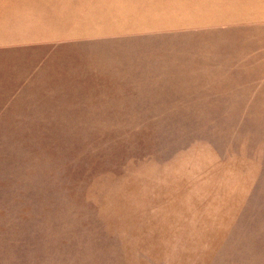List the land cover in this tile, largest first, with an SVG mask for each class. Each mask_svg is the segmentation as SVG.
<instances>
[{
  "label": "rangeland",
  "instance_id": "obj_1",
  "mask_svg": "<svg viewBox=\"0 0 264 264\" xmlns=\"http://www.w3.org/2000/svg\"><path fill=\"white\" fill-rule=\"evenodd\" d=\"M174 6L144 19L166 31L19 48L89 98L0 106V264H256L264 0Z\"/></svg>",
  "mask_w": 264,
  "mask_h": 264
},
{
  "label": "crops",
  "instance_id": "obj_2",
  "mask_svg": "<svg viewBox=\"0 0 264 264\" xmlns=\"http://www.w3.org/2000/svg\"><path fill=\"white\" fill-rule=\"evenodd\" d=\"M182 1L184 0H0V49L3 51L0 63L4 61L1 65L8 71L3 76L6 79L0 76V106L28 107L14 112L53 113L60 110L35 107L68 105L70 99L89 98L83 94L62 92L72 87L77 90L78 79H73L74 86L71 87V78L55 76L52 61L42 64L39 69V65L35 64L37 62L31 58L33 56H28L32 53H24L26 51L20 49L35 45L102 41L109 35L125 33L166 31L162 24L144 19L173 17L172 14L157 12L174 10V2ZM14 64L18 65V70L11 67ZM150 80L155 78L147 79ZM260 244L261 247L257 246L255 251L247 246L250 260L254 258L252 263L256 259V264H262L258 255H264V247ZM245 254L248 255V250H245ZM230 258L233 264L232 253ZM244 264L247 263L244 261Z\"/></svg>",
  "mask_w": 264,
  "mask_h": 264
},
{
  "label": "water",
  "instance_id": "obj_3",
  "mask_svg": "<svg viewBox=\"0 0 264 264\" xmlns=\"http://www.w3.org/2000/svg\"><path fill=\"white\" fill-rule=\"evenodd\" d=\"M253 199H254V200H253L252 202L256 201V199H257L256 196H254ZM243 216H244V215H243ZM243 216H242V217H243ZM263 220H264V216H261V217H255L254 221L257 222V223H255V224L253 223V224H254L255 226H256L258 223L261 224V222H262V224H264V223H263V222H264ZM254 221H253V222H254ZM231 238H232V237H231ZM229 243L231 244V240L229 241ZM229 246H230V245H229ZM226 248H227V247L223 248L224 250H221L219 253L222 254V253L226 250ZM230 253H231V250H230ZM221 254H220V256H219L220 258L217 257V259H220V262L222 263V259H221L222 255H221ZM230 259H231V258H230ZM221 263H220V264H221ZM217 264H218V263H217Z\"/></svg>",
  "mask_w": 264,
  "mask_h": 264
}]
</instances>
